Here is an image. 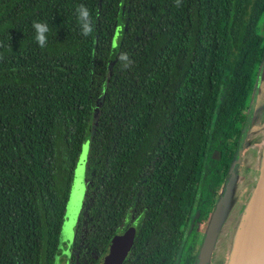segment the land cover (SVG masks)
<instances>
[{
	"label": "trees",
	"instance_id": "obj_1",
	"mask_svg": "<svg viewBox=\"0 0 264 264\" xmlns=\"http://www.w3.org/2000/svg\"><path fill=\"white\" fill-rule=\"evenodd\" d=\"M262 17L264 0H0V264H53L74 190L69 264H97L132 224L122 264H197L264 66Z\"/></svg>",
	"mask_w": 264,
	"mask_h": 264
},
{
	"label": "rangeland",
	"instance_id": "obj_2",
	"mask_svg": "<svg viewBox=\"0 0 264 264\" xmlns=\"http://www.w3.org/2000/svg\"><path fill=\"white\" fill-rule=\"evenodd\" d=\"M264 34V17L259 23ZM119 30L114 36V46L119 39ZM248 111L245 131L239 152L234 157L230 176L224 184L222 195L216 208L206 207L210 219L208 228L200 229L199 245L202 248L197 264H218L227 256L231 260L236 251L246 213L264 158V66L256 81L255 93ZM82 162L79 168L82 170ZM250 198L246 202V197ZM79 201V205H77ZM81 206L80 193H71L64 216V226L60 246L56 250L53 264H69L72 251V231ZM206 225V224H203ZM127 227V220L120 225L119 232ZM71 230V234L68 230ZM72 235V237H70ZM217 258V259H216ZM216 259V260H214ZM214 260V262L212 261Z\"/></svg>",
	"mask_w": 264,
	"mask_h": 264
},
{
	"label": "water",
	"instance_id": "obj_3",
	"mask_svg": "<svg viewBox=\"0 0 264 264\" xmlns=\"http://www.w3.org/2000/svg\"><path fill=\"white\" fill-rule=\"evenodd\" d=\"M244 214L236 251L227 264H264V158L250 203ZM68 231L71 234V230ZM135 234L136 226L132 224L113 237L97 264H122L134 244Z\"/></svg>",
	"mask_w": 264,
	"mask_h": 264
},
{
	"label": "clouds",
	"instance_id": "obj_4",
	"mask_svg": "<svg viewBox=\"0 0 264 264\" xmlns=\"http://www.w3.org/2000/svg\"><path fill=\"white\" fill-rule=\"evenodd\" d=\"M176 6L180 7L181 0H175ZM77 23L80 28L81 35L84 37L90 36L94 31V23L89 9L81 4L76 8ZM35 32V40L43 49L47 46L48 33L50 32L49 25L46 22L34 21L32 25ZM118 62L122 69L131 67L133 61L127 52H121L118 57Z\"/></svg>",
	"mask_w": 264,
	"mask_h": 264
},
{
	"label": "crops",
	"instance_id": "obj_5",
	"mask_svg": "<svg viewBox=\"0 0 264 264\" xmlns=\"http://www.w3.org/2000/svg\"><path fill=\"white\" fill-rule=\"evenodd\" d=\"M246 208H247V205H246Z\"/></svg>",
	"mask_w": 264,
	"mask_h": 264
}]
</instances>
